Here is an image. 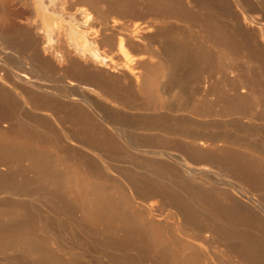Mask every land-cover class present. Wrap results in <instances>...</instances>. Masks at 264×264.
<instances>
[{
    "label": "bare ground",
    "instance_id": "6f19581e",
    "mask_svg": "<svg viewBox=\"0 0 264 264\" xmlns=\"http://www.w3.org/2000/svg\"><path fill=\"white\" fill-rule=\"evenodd\" d=\"M9 1L10 0H0V36H2L0 37V253L4 254L8 251L12 252L15 255L13 260L14 264H25V262H23L25 260L23 259H26V262L28 261L27 264H98V262L94 261L92 253H89L88 250L84 253L74 247H66L63 249L58 246V239L49 226L51 222L50 218L54 217L56 220L60 218L62 221V215L60 216V213L62 212L61 214L73 219L80 230L84 228L80 225L83 226V224H87L91 226V230H89L90 232H94V230H96L94 226L96 227L97 225H104V230L106 231H123L131 234V236H133L132 233L141 232L148 241L147 244L144 243L143 247L155 249L156 251H154V253L156 254L157 252L158 255H163V258H165L164 256L166 255V264H202L201 262L203 261L198 259L199 255L196 253L198 257H196V254V256H193L194 253L191 252V250L187 251L189 253L186 252V254L182 253L183 251H180L182 254H179V249L170 251L168 247L169 244L173 246L178 245L177 247L181 248L182 244H178L179 239L175 242L169 240V237L166 238L160 230L162 227H158V224H155L157 222L149 217L148 214L142 213L136 205L137 202L135 199L145 202L148 198L160 197L161 199H165L164 201L168 200L167 202H170L171 205L173 204V207L174 209H177L176 211L178 214L181 213L180 215H182L185 220L191 222H185L186 224L189 223L190 225H195L191 227H194L196 230V236L199 235L202 236L201 238L208 237L209 240L228 243V246L232 249V253H234V256L237 258L238 264H264V204H262V202L264 203V196L262 195V200L260 198L261 196L258 195L260 200L255 199L254 201L257 203L255 204L256 206L260 205L261 207L260 210L257 209L259 211L257 215L251 214L252 212L249 209L250 213H246L245 211L247 210L241 211L239 210L240 207L237 208L238 204L239 206L241 204L238 201V195H235L237 196V202H235L233 199L235 196L232 197L229 194L234 200L232 201V199H230V201L229 197L224 193L212 195L211 192L207 190L209 189L207 187V189H193V184L191 185L192 182L189 180L192 176L195 178L194 175H202L209 179L207 174H211V170L209 166H206L208 162H206L204 166L201 165L204 160H202V158H209L208 160H214L218 163V168L224 166L225 168L227 167L226 169L228 170L232 169L236 172V175L238 174V176L240 175L244 178L242 180H251V182L258 186V188L260 187L264 189V147L262 148L260 145V148L258 146L255 147V145L252 146L240 141V139L231 138L228 134L220 131L218 133L214 130V132L210 130H208L209 132H206L205 130L193 132L190 128L192 125H188L190 120L188 117L187 119L189 121L186 120V115L184 118L188 122L184 124L182 121L177 124L180 120H178L177 117V122L175 121L176 124L174 123V119L172 121L169 119V116L173 115L169 114L173 112L184 110L189 113L190 109L188 110V107H190L192 102L194 103V100L191 99L193 94L189 93L192 95L190 96L187 93L185 97L188 95L190 98L187 97L184 99L183 102L185 103L180 107L181 99L179 97L182 98V93L180 92L181 89L178 88L180 90H178L179 93L178 91H176V93L174 89L179 87V84L182 83L184 77L196 76V72L200 67L199 65L203 66L205 63L209 62V57L212 53H206L209 55V57H207L205 52H202L200 49L201 45L198 42L199 40L196 45H189L188 41L193 38L192 35L191 39L188 38V40L185 39L183 35V38L177 37V35L174 36L177 32L175 31L176 33H174L170 26L168 27L166 24V27H164V24H159L160 27L156 25L158 23L155 22L160 16H165V19L166 17L175 19L176 16L172 17L173 15H177L180 18L185 17V19L182 18L181 21L187 19L194 21V19H197L198 17L201 18L202 20L199 18L197 20H200L201 22L203 21V27H206H204L205 29L203 28V31L207 29V32L215 34V38H213L211 34L210 36L208 35V37H212L215 41V46H218L216 41H219L220 44L227 45V48L230 47L229 49H231L232 52L229 57L228 54L222 55L221 51V54L218 55L215 53V55L213 54V57L215 56L216 58L218 55V58H216L218 63H216L218 64L217 66L220 67L219 69L236 72L233 73L232 83L237 84L264 83L263 29L261 28L262 33L260 32V42L262 45L258 42L248 44L247 40H242L245 33L240 35L241 38L238 36L239 34H237L238 28L230 29L231 27L229 28V26L231 25L226 23L229 25L227 27L224 23V18L222 19L223 16L227 17V14H234L233 17H236L235 13L232 11L233 8L231 7L234 4L230 5L225 0H198L199 2L195 0L196 3H199L204 9L205 13L203 14L202 12L201 17L199 15L200 11L198 12L200 8L197 11L195 10L198 8L197 6V8L191 9L188 5L183 4L184 1L181 0H142L141 3L139 1L140 5L137 3V0H103L105 6L100 7V10L99 6H97L98 10L95 9L97 11V13L95 11V14H98V18L95 17V14H92V12H94L93 9L96 8V4H99L101 0H21L24 5H22V8L18 9H11ZM246 1V3L243 2L242 5L245 4L247 5L245 7L248 8L250 4L248 3V0ZM238 2L239 1L236 0L233 3L236 4V7L239 10L236 11L240 12L243 19L242 21H250L252 24V21L255 19L252 18L253 12L251 13L252 17L249 15L251 7L248 8V10L250 9L247 11L248 14H245L246 11L241 12L242 6L239 5ZM263 3H258L259 7H261L260 9L264 7ZM217 9L221 12H218ZM257 9L260 11L259 8ZM194 11L195 13L198 12L196 13L199 15L198 17H195L197 15L193 14ZM252 11L255 10L253 9ZM262 11L264 13V10ZM112 13H114V16L116 14L123 19L133 17L134 19L131 18L133 20L129 18L133 21V25L135 18L138 20L142 19V23L144 21L143 19L146 20V18H150L151 24L150 21H145V23L149 24V28L152 27L153 32L151 33L152 29L147 28V32L150 30V34L142 32L145 30L144 24L141 25L142 23H140V25L143 26L144 29L140 31L137 28V30H139L141 34L145 33L144 35H141L140 32L138 33L137 30L134 31H137L138 34H135V32L133 33L131 30L133 28L132 25L127 26L132 28H126L117 23L113 24L114 21L112 20L113 25L111 24L112 26H110V23H107L109 20H105L106 17H110ZM16 18H22L26 25H24L25 23H23V25L17 23L16 20L18 19ZM159 20L161 19L159 18ZM185 22L188 23L189 21L187 20ZM189 23L187 26H190V29H192L191 26L193 22L191 25ZM96 25H98V28ZM134 27H136V25ZM239 28H241V26H239ZM121 31H125L124 35L118 34ZM168 32L171 34L170 36H173L174 38L173 44H166V42H163L165 37L162 41L164 34L167 36ZM199 32L201 31H198V33ZM99 34H101V38H97ZM200 35H202V33ZM134 39L137 40L135 41ZM193 39L191 40L192 42L194 41ZM105 47L107 48V54L115 49L118 56H122V58L126 57L127 59L132 58V56L130 57V55H128L130 53L129 49L133 52L138 51V53L141 52L155 56L163 68L162 70L165 74L164 77H166V81H164L166 85L163 90L166 96H164L165 94H162V104L158 106L155 105L154 107L157 106L158 108L160 106L158 108L159 111L168 114L165 115V117L163 116L164 113L163 115L158 114L155 116H153V114V117L146 115L144 117L145 122L142 123V120H138L139 123H141L137 127V129H139L138 131H146V133L156 131L155 133H161V135L146 134L148 136L142 138H130L122 132L120 127H117L118 124L122 123L123 116L115 114L113 117L108 116L109 118H104V121L110 125L116 133H119L118 135L121 137L124 145L128 143L127 145L135 150V152L137 151L143 155L149 156V158H153V162L149 164L150 172L153 174V176L150 175L151 177L147 175L144 177L143 175L146 172H143V175L141 176H133L134 174H132V172V176L130 173L126 175L124 170H118L119 168L116 166L117 164L114 165V163H109V159L106 161L101 155L102 152L101 154L98 153V151L100 152L99 148L105 147V150L108 148V150L116 155L120 152L123 144L121 145L115 140L113 135L105 132L103 125L101 126V124H99L84 106L86 105L87 107L92 108L95 105L94 98L92 97L95 95L94 93H97L99 96L105 97L106 99L109 98L110 102L115 101V103L120 104H122L121 102L128 97L129 99L133 98L131 100L134 102V98L137 96V98H139L138 93H140L138 91H136V93L131 89L121 87L122 81L121 83L120 81L119 83L117 82L119 77L108 74V70L106 69V71L105 68H103L108 67L109 63L113 60L109 54L107 55L104 50L101 49ZM223 47L224 46L221 48ZM226 47L224 50H221L224 52L227 51L225 50L227 49ZM218 50H220V48ZM128 56L130 58H128ZM126 58H124L125 61L127 60ZM220 60H228L229 64L224 66L225 64H222ZM132 61L129 62H135V60ZM210 62L209 64H211ZM131 63H129V65H131ZM127 64L123 65L124 68L128 66ZM205 67L206 65L203 68ZM206 69L208 68H205V70ZM125 70L127 72L129 69ZM183 71L185 73H183ZM131 73L133 74L134 72L131 71ZM123 76L125 79L129 77L127 74H123ZM135 77L136 76H134V78ZM134 78H131V80ZM207 78L208 76L204 77V79ZM5 83H9L11 89L16 93V98H12L11 94L6 88H4ZM128 83L131 84V82ZM134 83H137L136 80H134ZM173 87L175 88L173 89ZM252 87L247 85L249 92L253 93V96H250L249 98L240 95L241 97L230 99L226 98L225 95H222L224 98L221 100V103H218V110L225 112L226 110H231L233 114H239L242 121L245 120L248 123L258 120L254 114L256 112H254L253 109L260 101L264 106V100L260 99V101H257V98L259 99L261 97L256 96L258 94L257 91L259 90H256L257 93L255 95V89ZM135 89H137V86ZM172 89L173 93L175 92V95L172 93ZM187 92L190 91L187 90ZM171 93L174 96L170 98V96H172ZM262 93L263 92L260 91L258 95H261ZM176 94H180L179 97H177ZM140 97L143 101L142 95ZM174 97L180 99L175 98L176 102H178L177 100L180 102L179 105L178 103L176 104L178 106L174 105L175 103L171 101L172 99L175 101ZM189 99H191L192 102H190ZM142 101L140 102L143 103ZM204 102H199L200 108L199 106L195 107L199 108L198 110L202 108V114H208L211 111L203 112V109H205L204 107H206V109L209 107L208 110H212L214 108L210 109V106L214 103L208 104L206 101V104ZM97 103H99V101ZM21 104L31 106L33 110L47 112L48 117L36 115L37 113L35 112V114L32 115H22L20 112L16 111L18 110L17 107ZM146 104L147 103L143 104L144 106L141 105V107H149V104L145 106ZM99 105H102V103ZM128 105H125L127 109H129ZM102 107L103 106H101V108ZM138 107L140 106L138 105ZM150 107L147 108V110H149ZM192 107L193 109H196L194 106ZM157 108H155L156 112ZM192 111L194 112V110ZM110 112L111 110L108 113ZM228 113H230V111H228ZM215 114L217 115V113ZM174 117L172 116V118ZM189 117L191 116L189 115ZM49 118L54 125L62 123V128L63 124H67L68 122V124L75 126L77 130H79L80 135L77 133L75 136H72L73 133L71 131L68 132L66 130L67 128L65 129L66 131L60 129L59 134L54 133L51 129ZM184 118L182 115V119ZM237 120L239 121V119ZM4 122H7L6 128H3ZM130 124L128 123L127 126L129 125L131 127L129 128L132 129ZM207 126L208 128L211 127L210 124H207ZM216 126L213 125V127ZM129 132L133 131L129 130ZM142 134H144V132H142ZM59 137H63L64 140L67 139V141L69 140L70 142L74 141L75 144H79L91 150L92 154L96 155L97 158H99V161H101V166L105 169V172L101 167V169H99V167L97 168V164H90L89 161L79 157V154L73 150L65 151L66 154L64 152L55 151L53 142L55 140H60ZM178 137L183 138L182 143L177 141ZM69 141L67 143H69ZM176 147L180 148L179 151H181V155L176 154L175 151L173 152ZM175 150L178 152L177 149ZM60 151L62 150L60 149ZM120 153L121 155L123 154L122 152ZM190 157H201V164L198 161L201 166L195 165L194 162H192L195 158L191 159ZM155 159H158L159 161L155 162ZM166 159L179 166V170L182 172L181 175L183 174L184 176L182 177L180 175L184 178L183 180L176 181L179 178V174L178 178L176 176L177 169L175 170L176 167L174 168L171 165H166L164 162ZM189 160H191L192 163ZM216 162H214L215 165ZM210 163L212 162L210 161ZM216 167L214 166L213 168L212 166L211 168L215 169ZM224 167L222 169H224ZM218 168L217 170H219ZM221 168L220 170H222ZM100 170H103L104 174L108 172L106 175H109V172L114 170L121 179H118L117 182L115 181L117 179L116 177L115 180H112L113 176L110 177L112 179L108 178V176L105 178L106 175L101 177L100 173L102 171L100 172ZM151 170H153V172ZM122 171L125 172V174L122 173ZM227 172L228 171L224 174L229 173ZM231 174L232 173L230 172L228 179L231 177ZM232 177L234 178L233 175ZM196 178L198 177L196 176ZM211 180L213 181V179ZM206 183L208 182L206 181ZM246 183L244 186H246ZM228 184L229 183L226 184L227 187ZM250 184L251 183L249 182L248 185ZM213 185L210 186L213 187ZM41 188L43 190L51 191L50 193L58 191L60 197H54V194H51L54 198H50V195L49 198L48 196L42 197L46 199V203H38L35 200L38 198L36 197V192H39V195L41 196L43 194L46 195L45 192L43 193L42 190L40 191ZM239 188L244 190L240 185ZM215 189L213 191H215ZM262 189L260 192L263 191ZM217 190H220V188L216 189V191ZM222 190H224V188L220 191ZM226 192L227 191L225 190V193ZM235 192L233 191V193ZM238 192L243 196L245 195L244 193L242 194L241 191ZM227 200L230 202L227 203ZM234 202L238 204L236 205ZM242 203H244V201ZM198 205L201 206V210H199V208L196 209ZM69 208H73L75 212L72 213L73 210L70 211ZM242 208L244 207H241L240 209ZM254 208L255 207H253V209ZM50 209L54 210V212H51ZM55 209L63 210L59 213L58 211H55ZM74 213H76L75 215L77 216V219H74ZM69 220L65 222L68 223ZM61 221L60 224L64 223V220L63 222ZM69 225H72V223ZM72 227L74 226L72 225ZM98 231L99 230H97V232ZM74 233L71 234L75 235ZM205 233H208V236H204ZM124 238L133 239L134 237L128 238V236L125 235ZM197 239V241H200V237ZM203 240L201 239V241ZM93 244L95 243L93 242ZM51 246H54L55 248L59 247L57 248L59 252L56 250H49V247ZM98 246L100 249L101 246ZM224 250L225 249L223 248V251ZM114 253L115 252H113V254ZM154 253L153 257L155 256ZM161 256H159L160 261L162 258ZM155 257L158 258L157 254ZM96 258L98 259V257ZM101 258H103V256ZM106 260L107 261L103 264H123V262L120 263L119 261L113 260L111 257L110 259H107L106 257ZM13 261L10 260V262ZM137 264H141V262Z\"/></svg>",
    "mask_w": 264,
    "mask_h": 264
},
{
    "label": "rangeland",
    "instance_id": "374dc122",
    "mask_svg": "<svg viewBox=\"0 0 264 264\" xmlns=\"http://www.w3.org/2000/svg\"><path fill=\"white\" fill-rule=\"evenodd\" d=\"M139 1H140V3L142 2V0H137V3H139ZM181 1H184L183 2V4H186V5H188L191 9H195V8H197V9H195L196 11L200 8V10H198V12H199V15H200V17H201V14H202V12H203V14L205 13L204 12V9L199 5V3H196V1L195 0H181ZM198 1V0H197ZM226 2H228L230 5L232 4H234L233 6H231L233 9H235V10H233L232 8V11L235 13V18L233 17L234 16V14H227V17L226 16H223L222 17V19L224 18V23L226 24H230L231 26H229V25H227V27L229 26V28L230 29H232V28H238L237 30V34H239L238 36H240V35H243V33H245V35H243V38H242V40H244V41H246L247 40V42H248V44L250 43V44H253V43H256V42H258V43H260L261 44V42H260V39H261V37H260V35H261V33H262V29H263V31H264V13H263V11L262 10H264V7H262V9H260L261 7H259V4L260 3H263L264 2V0H255V1H252V0H248V3L250 4V6L249 7H251L250 9H251V12L248 10V8H246L245 6H247V5H242L243 4V2H245L246 0H238L239 2V5H241L242 6V8H241V12H245V14L247 13V11H249V15L251 16V13H252V18H254L255 20L254 21H252V24H251V22L250 21H247V22H243L242 20V16H241V14H240V12H238L239 10H238V8L236 7V4L235 3H233V2H235V1H232V0H225ZM199 2V1H198ZM232 2V3H231ZM247 2V1H246ZM245 2V3H246ZM140 3H139V5H140ZM255 3H257V4H255ZM259 3V4H258ZM100 4V5H99ZM97 3L96 4V8H94L93 10H94V12H92V14H95V11L96 10H98L97 8V6H99V10H100V7H104L105 5V3H104V1L103 0H101L100 1V3ZM9 5H10V8L11 9H18V8H22L23 6L22 5H24L22 2H21V0H10L9 1ZM185 5V6H186ZM194 5H195V7H194ZM257 5V6H256ZM82 6H85V5H82ZM95 6V5H94ZM93 6V7H94ZM188 6H186V7H188ZM197 6V7H196ZM244 6V7H243ZM263 6H264V3H263ZM188 7V8H189ZM189 8V9H190ZM202 8V9H201ZM255 10V11H252L253 9ZM257 8H259V10L260 11H258V9ZM96 9V10H95ZM236 10H238V11H236ZM244 10V11H243ZM191 11H193V10H191ZM217 11L218 12H221L219 9H217ZM198 12H196V13H198ZM232 12V13H233ZM238 12V13H237ZM96 13H97V11H96ZM195 13V11L193 12V14H195V15H197ZM248 14V13H247ZM97 15V16H96ZM113 15V16H112ZM199 15H197V16H195V17H198ZM256 15V16H255ZM95 17H97L98 18V14H95L94 15ZM174 16H176V18L174 19H172L171 17H168V18H171V19H168L167 17H166V19L164 18L165 16H160V17H158L157 19V21L155 22V23H158V24H156V25H158V26H160L161 24H164V27H166V24H167V26L169 27L170 26V28H172L173 29V31H174V33H176V34H174V36L175 35H177V37H182V35H183V37H185V39H187L188 40V38H190L191 39V35H192V37L194 38H192L194 41V43L191 41V40H189L188 42H189V45H196L197 44V41L199 42V44L201 45L200 46V49L202 50V52H205V54L206 53H212L211 55H210V57H209V55L208 54H206L207 55V57H209L210 58V63L211 64H209V62H207V63H205L203 66L202 65H199L200 67H199V69H198V71L196 72V76H193V77H184V80H182V83L181 84H179V87H177V88H175V87H173V89L175 90V92L176 91H178L179 89L178 88H180L181 89V93L183 94H181V96H182V98L181 97H179V95L178 94H176L177 95V97H179L180 99H181V103L179 102V98H176V97H174V99L176 98V99H179V100H177L178 102H176V99H175V101L172 99L171 101H173L175 104L174 105H176L177 103H178V105H179V103L181 104V105H179L180 107H182V104L183 103H185V102H183L184 101V99H186L187 97L188 98H190V96H192L191 94H193V96L191 97V99L192 100H194V103L192 102V100L191 99H189L190 100V102H192L191 103V105H190V107H188V110H189V113H187V112H185L184 110L182 111H177V112H173V113H171V114H169V115H172L174 118H172V116H169V119H171V121L174 119V123H175V121H176V119L178 118V122H177V124H179V122L180 121H182V123L184 124V123H186V122H188L189 120V124L188 125H192V126H190V128L193 130V132H199V131H201V130H205L206 132H209L208 130H210V131H212V132H214V131H217V133L220 131V132H223V133H226V134H228L231 138H235V139H240V141H242V142H245V143H248V144H250V145H252V146H254L255 145V147H259V145H260V147H264V106H263V103L260 101V99L261 100H264V89H262V88H264V83H232V78H233V73H236V72H229L228 70H226V69H219L220 67H218L217 65V59L216 58H218L217 56L219 55V54H221V52H222V55H227L228 54V57H229V55H231V49H229L230 47H226L227 45H223V44H220V42L218 41H216V44H218V46H215V41L213 40V38H215L214 37V35L215 34H213V33H210V32H207L208 30L206 29L205 31H203V28L205 27H203V21L201 22L200 20H197V19H194V21H190L189 19H187L189 22V24L191 25L192 24V22H193V24H192V29H190V26L188 27L187 26V22H185V21H187V20H183V21H181L182 20V18H184L185 19V17H182V18H180V17H178L177 15H173L172 17H174ZM241 16V17H240ZM178 17V18H177ZM238 17H239V19H238ZM131 18H133V17H127V18H120V16H118V15H116L115 14V16H114V13H112L111 14V16L109 17V16H107L106 17V20L105 21H107V19L109 20V22H107L110 26H112L113 24H118V25H121V26H125L126 28H132V27H127V26H129V25H132L133 26V28H135V29H131L132 31H133V33L135 32V34L137 33V31H138V33L141 31V30H143L144 28H143V26H141V25H143L144 24V27H145V30L144 31H142V32H145L146 34L147 33H149L150 32V30H148V32H147V29H152V27H148L149 26V24H146L145 23V21H150L151 19L150 18H146V20L145 19H143L144 21H143V23L141 22L142 21V19L141 20H138V19H136L135 18V21H134V25H133V21H131V20H133V19H130ZM159 18L161 19V20H159ZM164 20H163V19ZM258 18V19H257ZM16 19H18V18H16ZM15 19V20H16ZM130 20V21H128V20ZM168 19V20H167ZM178 19V20H177ZM180 19V20H179ZM199 19H201V18H199ZM228 19V20H227ZM238 19V20H237ZM114 22H113V21ZM196 20V21H195ZM202 20V19H201ZM258 20V21H257ZM19 21H22V22H19ZM111 21V22H110ZM127 21H128V23H127ZM200 21V22H199ZM227 21V22H226ZM16 22L17 23H19V24H21V25H23V23H25L24 22V20L22 19V18H19L18 20H16ZM112 22H113V24H112ZM126 22V23H125ZM138 22H139V24H138ZM161 22V23H160ZM163 22V23H162ZM196 22H198V23H195ZM229 22V23H228ZM253 22H255V23H253ZM258 22V23H257ZM140 23H142L141 25H140ZM186 23V24H185ZM248 23V24H247ZM257 23V24H256ZM260 23V24H259ZM112 24V25H111ZM138 24V25H137ZM150 24H151V21H150ZM160 24V25H159ZM233 24V25H232ZM24 25H26V23L24 24ZM136 25V27H134ZM147 27H146V26ZM202 25V26H201ZM235 25H236V27H235ZM237 25H238V27H237ZM194 26V27H193ZM233 26V27H232ZM239 26H241V28H243V29H241V28H239ZM96 27L98 28V25H96ZM124 27V28H125ZM142 27V28H141ZM161 27V26H160ZM162 27H163V25H162ZM187 27V28H186ZM137 28L140 30H137ZM147 28V29H146ZM193 28H194V30H193ZM197 28V29H196ZM201 28H202V30H201ZM206 28V27H205ZM204 28V29H205ZM262 28V29H261ZM1 29V28H0ZM191 31H189V30ZM130 30V29H129ZM134 30H137V31H134ZM187 30V31H186ZM196 30V31H195ZM201 31V32H199L198 33V31ZM243 32H242V31ZM176 31V32H175ZM193 31H195V32H193ZM0 32H1V30H0ZM153 32V29L151 30V33ZM180 34H179V33ZM184 32H186V33H184ZM197 32V33H196ZM203 32H204V34H203ZM242 32V33H241ZM261 32V33H260ZM101 33V32H100ZM124 33H125V31H121L120 33H118L119 35H124ZM137 33V34H138ZM145 33H142L141 34V32H140V34L141 35H144ZM189 33V34H188ZM202 33V35H200ZM208 33V34H207ZM1 34V33H0ZM139 34V35H140ZM150 34V33H149ZM186 36H185V35ZM210 34L212 35V37H208V35L210 36ZM247 34V35H246ZM103 35V34H102ZM168 35H169V37H168ZM168 35L167 36H165V34H164V36H163V38H162V41L164 40V37H165V40L163 41V42H166V44H173L174 43V38H173V36L171 37L170 35V33L168 32ZM179 35V36H178ZM194 35H195V37H194ZM200 35V36H199ZM205 37H204V36ZM259 35V36H258ZM62 36H63V34H62ZM101 36V34H99L98 35V37L97 38H101L100 37ZM188 36H190V37H188ZM202 36V37H201ZM207 36V37H206ZM0 37H2V36H0ZM182 37V38H183ZM200 37V38H199ZM204 37V38H203ZM135 38V37H134ZM199 38V39H198ZM212 38V39H211ZM0 40H1V38H0ZM135 41L137 40V39H134ZM179 40V39H178ZM212 40H213V42H212ZM254 40V41H253ZM168 41H169V43H168ZM171 41V42H170ZM192 43H191V42ZM212 43H213V45H212ZM224 46L223 48H221L222 46ZM262 45V44H261ZM220 46V47H219ZM220 48V50H218L219 48ZM227 48V49H225V50H227V51H223L224 50V48ZM194 48V47H193ZM264 48V47H263ZM101 49H103L104 50V52L107 54V48L105 47V48H101ZM106 49V50H105ZM221 49H223V50H221ZM216 50V51H215ZM221 51V52H220ZM129 54L128 55H130V57L132 56V58L131 59H127L126 57H123L122 58V56H118L117 54V52H116V50L114 49V51H111V52H109L108 54L110 55V57H112V59L114 60H112V62H110L109 63V68L108 67H103V68H105V70L107 71V73L108 74H111V75H115V76H118L119 78H118V80H117V82L119 83V81H120V83H121V81H122V83H121V87H124V88H126V89H131L132 91H138V92H140V93H138L139 94V98H140V101H142V99H141V95H142V98H143V103H141L140 101H139V98H134L135 100H134V102L131 100V99H133V98H130L129 99V97L128 98H126V100H124V101H122L121 103L122 104H129L128 106V108L129 109H127V107L125 106V105H122V104H120V103H115V101H109L110 99L108 98V99H106L105 97H102V96H99L97 93H94L95 95L94 96H92L94 99V101H95V105L92 107V108H89V107H87L86 105L84 106L85 107V109L88 111V112H90L92 115H93V117L99 122V124H101V126L103 125V129L105 130V132H107V133H110L111 135H113V137H115V140L116 141H118L121 145L123 144V146H121V150H120V152H122L123 154L121 155V153L120 152H118L116 155L112 152V151H110V150H108V148H106V150H105V147H102V148H99L100 149V152L98 151V153H100L101 154V152H102V156H103V158L107 161L108 159V162L109 163H114V165H116L119 169L118 170H124L125 172H126V175H128L129 173H130V175L132 176V174H134L133 176H141V175H143V172H146V173H144V177L147 175V176H150V175H152L153 176V174H151V172H150V168H149V164L151 163V162H153V158L152 157H150L149 158V156H146V155H143V154H141V153H139V152H135V150H133L132 148H130L129 147V145H127V144H125L124 145V143H122V140H121V137L118 135L119 133L117 132H115V130L114 129H112L111 128V126L110 125H108L105 121H104V118L106 117H108V116H111V117H113V115H120V116H123L122 118H123V121H122V125L124 126H122L121 124H118L117 125V127H120L121 128V130H122V132L125 134V135H127V136H129L130 138H136V139H138V138H142V137H145V136H148V135H146V134H149V135H153V134H158V133H155L154 131H152L151 133H146V131H138L139 129H137V127H138V125L142 122H145L144 121V117L147 115V116H149V117H153V116H155V115H163V113H164V117H165V115H167V114H165V112H162L161 113V111H159V107L157 108V106L158 105H160V104H162V98H163V95L162 94H165L164 93V87H165V85H166V83L164 82V81H166V77H164L165 76V74H164V71L162 70L163 68H162V66H161V63L158 61V59L155 57V56H151V55H149V54H145V53H141V52H139V53H141V54H139L138 53V51H131L130 49H129ZM214 52V53H213ZM220 52V53H219ZM215 53L216 54H218L217 56H216V58H215V56L213 57V54L215 55ZM107 54V55H108ZM129 56H128V58H130ZM124 58H126L127 60V63L129 62V61H132L133 59L135 60V62H133V63H131V62H129V63H131V65H129V63L127 64L126 63V61L124 60ZM215 58V59H214ZM212 59V60H211ZM221 62H222V64L224 63L225 65L224 66H226V65H228L229 64V62H228V60H226V61H224V60H220ZM213 62H215V63H213ZM217 62V63H216ZM111 63H114V64H111ZM111 64V65H110ZM128 65V66H126L125 68H124V66L123 65ZM215 64H216V67H215ZM206 65V67L205 68H208V69H206L205 70V68H203L204 66ZM211 65V66H210ZM223 66V67H224ZM127 67H130V68H127ZM155 67H156V69H155ZM202 67V68H201ZM218 67V68H217ZM201 68V69H200ZM211 68V69H210ZM125 69H131L130 71L129 70H127V72H126V70ZM125 70V71H124ZM158 70V71H157ZM131 71L132 72H134L133 74L131 73ZM163 71V72H162ZM227 71V72H226ZM182 72V71H181ZM223 72V73H222ZM122 73V74H121ZM183 73H185L184 71H183ZM183 73H181V74H183ZM123 74H127L129 77H127L126 79L127 80H129V81H127L125 78H124V76H123ZM129 74H131V75H129ZM164 74V75H163ZM121 77H120V76ZM134 76H136L135 78H134ZM208 76V78L207 79H204V77H207ZM131 78H134V79H132L131 80ZM125 80H126V82H125ZM134 80H136V82L137 83H134ZM140 83H139V82ZM125 82V83H124ZM128 82H131V84L130 83H128ZM231 82V83H230ZM125 85H124V84ZM133 83V84H132ZM127 85V86H126ZM182 85V86H181ZM239 85V86H238ZM247 85L248 86H254V87H252L253 89H255L254 91V93H255V95H256V93L258 92V94H259V92L261 91V92H263L261 95H256L257 97L259 96H261L259 99L257 98V101H260L259 102V104L253 109L254 110V112H256V113H254L255 114V116L257 117V119L258 120H256V121H252V123H248L247 121H245V120H241V116L239 115V114H233L232 112H231V110H228V111H230V113H228V111L226 110V112L225 111H220V110H218V103H221V100H223V98H224V96H222V95H225L226 96V98H234V97H243V96H245V97H247V98H249L250 96H253V93H250L249 92V90H248V88H247ZM30 86V85H29ZM136 86H137V89H135L136 88ZM257 86V87H256ZM259 86V87H258ZM135 87V88H134ZM4 88H6L7 89V91L11 94V96H12V98H16V93L11 89V87H10V85H9V83H5L4 84ZM139 88V89H138ZM173 89H172V93H173ZM162 90V91H161ZM187 90L188 91H190V92H187ZM256 90H259V91H257L256 92ZM179 91H178V93H179ZM186 93H185V92ZM134 92V93H135ZM163 92V93H162ZM174 92V93H175ZM137 93V92H136ZM171 93V95L172 96H170V98L171 97H173L174 95ZM177 93V92H176ZM188 93V95H190V96H186L185 97V95ZM189 93H191V94H189ZM221 93H223V94H221ZM237 93V94H236ZM141 94V95H140ZM221 94V95H220ZM248 94H250V95H248ZM239 95V96H238ZM241 95V96H240ZM164 96H166V94L164 95ZM101 97V98H100ZM184 97V98H183ZM104 98V99H103ZM222 98V99H221ZM263 98V99H262ZM95 99H97V100H95ZM201 99H203V100H201ZM235 99V98H234ZM106 100H108V101H106ZM200 100V101H199ZM204 100H205V102H204ZM99 101V103H97ZM139 101V102H138ZM208 102V104H213L212 106H210V109L211 108H214V109H212V110H208L209 109V107L206 109V107H204L205 109H203L204 111L203 112H209V111H211V112H209L208 114H206V113H204V114H202V108L200 109V110H198L199 108H200V103L201 102H204V103H206L207 104V102ZM217 101H219V102H217ZM117 102V101H116ZM124 102V103H123ZM136 102H138V103H136ZM200 102V103H199ZM217 102V103H216ZM100 103H102V105H99ZM108 103H110V104H108ZM136 105H135V104ZM140 103H141V105L142 106H144L143 104H145V103H147L145 106H147L148 104H149V107L151 106H153L152 108L150 107V109L149 110H147V108H149L148 106H147V108H142L141 107V105H140ZM197 103H198V105H197ZM118 104V105H117ZM131 104V105H130ZM132 104H134V105H132ZM193 104V105H192ZM110 105V106H109ZM116 105V106H115ZM122 105V106H121ZM138 105L140 106V107H138ZM155 105H157L156 107H154ZM178 105H176V106H178ZM101 106H103L102 108L104 109H102L101 108ZM124 106V107H123ZM134 106V107H133ZM192 106H194V108H196V109H193V107ZM195 106H199V108H197V107H195ZM98 107V108H97ZM108 107V108H107ZM114 107H116V108H114ZM120 107V108H119ZM122 107V108H121ZM136 107H137V109H136ZM217 107V108H216ZM154 108V109H153ZM155 108H157V112L155 111L156 109ZM184 108V107H183ZM17 109L18 110H16L17 112H20L22 115H26V114H28V115H32V114H35V113H37L36 115H39V116H41V115H43V117H48L47 116V112H42V111H39V110H33L32 108H31V106H27V105H19V107H17ZM31 109V110H30ZM109 109V110H108ZM114 109V110H113ZM120 109V110H119ZM185 109V108H184ZM33 110V111H32ZM108 110V111H107ZM111 110V112H113V113H108L109 111ZM119 110V111H118ZM123 110V111H122ZM192 110H194V112L192 111ZM198 112H197V111ZM106 111V112H105ZM137 111H139V112H137ZM143 111V112H142ZM190 111H191V113H190ZM199 111H200V113H199ZM35 112V113H34ZM128 112V113H127ZM133 112H134V114H133ZM136 112V113H135ZM142 113V115H141V113ZM150 112V113H149ZM185 112V113H184ZM217 113V115L215 114V113ZM132 113V114H131ZM157 113V114H156ZM194 115H193V114ZM233 115H232V114ZM124 114V115H123ZM137 114H138V117H137ZM154 114V115H153ZM198 114V115H197ZM46 115V116H45ZM153 115V116H152ZM182 115H183V118H184V116L186 117V120H188L187 119V117L189 118V120L188 121H186L185 120V118L184 119H182ZM189 115L191 116V117H189ZM200 115V116H199ZM135 116H136V118H135ZM168 116H166V117H168ZM128 117V118H127ZM162 117V116H161ZM177 117V118H176ZM237 117V118H236ZM109 118V117H108ZM130 118V119H129ZM139 118V119H138ZM236 118V119H235ZM99 119V120H98ZM127 119V120H126ZM168 119V118H167ZM237 119H239V121L237 120ZM132 121V122H129V121ZM141 121L140 123H139V121ZM49 121H50V118H49ZM101 121V122H100ZM128 121V122H127ZM138 121V122H137ZM184 121V122H183ZM51 122V129H52V131H54V133H56V134H59L60 133V129H62V130H64V131H68V132H72L73 133V135L72 136H75V134H79L80 135V132H79V130H77V128L75 127V126H72V125H70V124H68V122H67V124L66 123H64L65 124V128H64V124H63V128H62V123L60 124H58L59 125V127H58V125H54L53 123H52V120L50 121ZM195 124V125H197L198 127H200V128H198L197 126H195L193 123ZM130 124L131 126H132V129H130L131 127L128 125L127 126V124ZM181 123V122H180ZM192 123V124H191ZM133 124V125H132ZM135 124V125H134ZM176 124V123H175ZM174 124V125H175ZM200 124V125H199ZM207 124H210V126L213 128H208V126H207ZM70 127H69V126ZM213 125L214 126H216V127H213ZM126 126V127H125ZM176 126H179V125H176ZM7 127V122H4L3 123V128H6ZM61 127V128H60ZM110 127V128H109ZM130 127V128H129ZM196 129H195V128ZM67 128V129H66ZM125 128V129H124ZM66 129V130H65ZM69 129V130H68ZM127 129V130H126ZM130 131H133V132H129V130ZM190 129V130H191ZM194 129H195V131H194ZM207 129V130H206ZM214 130V131H213ZM137 131V132H136ZM127 132V133H126ZM139 132H141V133H139ZM142 132H144V134H142ZM116 134V135H115ZM139 134H141V135H139ZM163 134V133H162ZM137 135H139V136H137ZM158 135H161V133H159ZM77 137V136H76ZM120 137V138H119ZM177 137V136H176ZM60 138V140H55L54 142H53V144H54V150L55 151H59V152H64L65 153V151H68V150H70V151H75L76 153H78L79 154V157H81V158H83V159H85L86 161H89L90 162V164H93V165H96V167L98 168L99 167V169H103L104 170V172H105V169L101 166V161H99V158H97V156L96 155H93L92 154V151L91 150H89L88 148H86V147H83V146H81V145H79V144H75V142L74 141H69V143H67L68 141H67V139H65L64 140V138L62 137H59ZM118 140H117V139ZM180 137H178V139H177V141L179 142V143H182V141H183V138H180ZM120 140V141H119ZM263 143V144H262ZM263 145V146H262ZM62 146V147H61ZM125 146V147H124ZM83 147V148H82ZM259 147V148H260ZM124 148V149H123ZM127 148V149H126ZM165 148V147H164ZM60 149L62 150V151H60ZM96 149H98V148H96ZM110 149V148H109ZM166 149H168V148H166ZM175 149H177L178 150V152L175 150ZM108 150V151H107ZM124 150V151H123ZM128 150V151H127ZM173 150V149H172ZM180 150V148L179 147H176V148H174V150H173V152L175 151V153L176 154H179V155H181V151H179ZM89 151V152H88ZM52 152V151H51ZM125 152V153H124ZM126 152H127V154H126ZM180 152V153H179ZM66 154V153H65ZM182 154H183V152H182ZM68 155V154H67ZM73 156V155H72ZM117 156V157H116ZM118 156H120V157H118ZM123 156V157H122ZM107 157V158H106ZM87 158H88V160H87ZM191 159H193V158H195L194 160H192V162H194V164L195 165H198V166H204L205 165V163L206 162H208L207 164H206V166H209L210 167V170H211V174L209 173V175L207 174V176L209 177V179L211 180V179H213V181L211 180H209V179H207L206 177H204V176H200V175H194V177L195 178H193V176L189 179L190 180V182H192L191 183V185H192V187H193V189L194 188H196V189H207V188H209V189H207L208 191H210L211 192V194L212 195H218L219 193H224V194H226L228 197H229V200L230 199H232V197H234L235 195H238V201H239V203H241L240 204V206H239V204H238V206H237V208L238 207H244V208H242V209H240L239 208V210H247V211H245L246 213L247 212H249V210L252 212L251 214H258L259 213V211L258 210H260V205H258V206H256L255 204H257L256 202H254L255 201V199L256 200H260L259 199V196L258 195H260L261 197V199H262V197L264 196V189H262V188H258V186H256L254 183H252L251 182V180H248V179H245V180H242V179H244V178H242L240 175L238 176V174L236 175V172L235 171H233L232 169H230V170H228V169H226L224 166V169H222L221 167H219L218 168V163L216 162V161H214V160H208L209 158H202V160H203V163L201 164L200 163V161H201V157L199 158V157H190ZM198 158V159H197ZM207 159V160H206ZM149 160H151V161H149ZM156 160V161H155ZM154 161L155 162H158L159 160L158 159H155ZM167 160V161H166ZM166 160H164V162H165V164L166 165H171L172 167H176L175 168V170H176V176H177V178H178V174H179V178L176 180V181H180V180H183L184 178H182V177H184L183 176V174L181 175V170H179V166H177L176 164H174V163H172L171 161H168V159H166ZM111 161V162H110ZM190 162H191V160H189ZM198 161H199V163L201 164V165H199V163H198ZM210 161L212 162V163H210ZM191 162V163H192ZM214 162H216V165H215V163ZM106 163V162H105ZM104 163V164H105ZM119 164V165H118ZM144 164V165H143ZM145 164H146V166H145ZM209 164V165H208ZM264 164V163H263ZM135 165V166H134ZM211 165V166H210ZM132 166V167H131ZM213 166V168H214V166L216 167L215 169H212L211 167ZM220 166V165H219ZM101 167V168H100ZM217 168L219 169V170H217ZM220 168L222 169V170H220ZM98 170V169H97ZM103 170H100V176L101 177H103V175L105 176L106 175V173H108V172H106L105 174H104V172H103ZM142 172H141V171ZM212 170H213V172H212ZM99 171V170H98ZM129 171V172H128ZM152 172H153V170H151ZM222 171H225V172H222ZM226 171H228L229 173L231 172L232 174H231V179L229 180L228 179V175H229V173L228 174H224V173H226ZM125 172H123L122 171V173H124L125 174ZM128 172V173H127ZM131 172H132V174H131ZM141 172V173H140ZM147 172H148V174H147ZM180 172V173H179ZM221 172V173H220ZM219 173H220V175H219ZM223 173V174H222ZM234 173V174H233ZM102 174V175H101ZM138 174V175H137ZM222 174V175H221ZM182 177H181V176ZM232 175L234 176V178H236V179H234L233 177H232ZM108 176V178H110V177H112V178H110V179H112V180H115L116 178V180L115 181H117L118 182V179H121L120 178V176L117 174V172H114V170H111L110 172H109V175L107 174L106 176H105V178ZM196 176L198 177V178H196ZM221 176V177H220ZM225 176V177H224ZM230 176V175H229ZM238 177V179H237V177ZM116 177V178H115ZM151 177V176H150ZM181 177V178H180ZM223 177H224V179H223ZM241 177V178H240ZM219 178H220V181H219ZM227 178V179H226ZM232 178H233V180H232ZM201 179H203V180H201ZM18 180H19V178H18ZM223 180V181H222ZM227 180V181H226ZM247 180V181H246ZM206 181L209 183V185H208V183H206ZM217 181V182H216ZM230 181V182H229ZM234 181V182H233ZM221 184H220V183ZM237 182V183H236ZM239 182H242V183H239ZM247 182V183H246ZM249 182L251 183L250 185H248L249 184ZM216 183V184H215ZM223 183V184H222ZM227 183H229L228 184V187H227ZM233 183V184H232ZM244 183V184H243ZM245 183H246V186H247V188H246V186H244L245 185ZM214 184V185H213ZM219 184V185H218ZM236 184H238V185H236ZM195 185V186H194ZM213 185V187H211V186ZM216 185H218V186H216ZM231 185V186H230ZM239 185H240V187L243 189L244 188V190H241L240 188H239ZM254 185V186H253ZM197 186V187H196ZM204 186H205V188H204ZM214 186H215V188L216 189H219L220 188V190L221 189H223L224 188V190H222V191H220V190H217L216 191V189L214 188ZM223 186V187H222ZM236 186V187H235ZM258 188H256V187ZM207 187V188H206ZM226 188H228V189H226ZM36 189V188H35ZM34 189V190H35ZM215 189V191H213ZM241 191L242 192V194L244 193L245 195L243 196V195H241L238 191ZM253 189H255V190H253ZM263 190V191H261L260 192V190ZM43 191V193L45 192V194L46 195H39V192H36L37 194H36V197H38V198H36L35 200L38 202V203H41V204H44V203H46V199H44V198H42V197H47L48 196V198L50 197V198H52L53 196V194H54V197H60V194H59V192L58 191H56L55 193L54 192H52V193H50L51 191H49V190H43L42 188L40 189V191ZM212 190V191H211ZM225 190L227 191L226 193H225ZM231 190V191H230ZM257 190V191H256ZM233 191L235 192V193H233ZM50 193V194H49ZM247 193H251L250 195L249 194H247ZM52 194V195H51ZM232 196H230V195ZM241 195V197H240V195ZM50 195V196H49ZM255 197H254V196ZM263 195V196H262ZM242 196H243V198H242ZM246 196V197H245ZM252 196V197H251ZM257 196H258V198H257ZM53 197V198H54ZM237 196H235V198H233L234 200H235V202H237L236 200H237V198H236ZM244 197H245V199H244ZM241 198V199H240ZM254 198V199H253ZM42 199H44V200H42ZM232 199V201H234ZM244 199V200H243ZM250 199V200H249ZM251 199H252V202L254 203H252L251 202ZM263 199H264V197H263ZM262 199V200H263ZM136 200V205L139 207V209L142 211V213H144V214H148L149 215V217H151L153 220H155L157 223H155V224H158V227H162V229H160L161 231H162V233H163V235L164 236H166V238H168L169 240H173V241H175V242H177L178 240L177 239H179V243L178 244H182V246H181V248H178L177 246H173V245H171V244H169V250L171 251V250H176V249H179V254H182V253H185L186 254V252L187 251H190L191 250V252H193L194 254H193V256H196L197 254L199 255V257H198V255L196 256V257H198V259L201 261H203V262H201L202 264H238V262H237V258L234 256V253H232V249L228 246V243H225V242H216V240H209L208 239V237H203V238H201L202 236H196L197 235V232H196V230L194 229V227H191V226H195L194 224H192V225H190L189 223L188 224H186L187 222H190L189 220L187 221V220H185L184 219V217H182V215H180L181 213H179L178 214V212L176 211L177 209H174V207H173V204L171 205L170 204V202H167L168 200H166V201H164L165 199H161L160 197H151V198H148L145 202H142L141 200H139V199H135ZM248 200H249V202H248ZM231 201V200H230ZM230 201H228L227 200V203H229ZM241 201V202H240ZM244 201V203H246V204H244V203H242ZM234 202V203H235ZM236 204V203H235ZM236 204V205H237ZM248 204H250V205H248ZM262 204H264L263 202H262ZM253 207H255L254 209H258L257 211L256 210H254L253 209ZM199 208V210H201L200 208H201V206L200 205H198L197 207H196V209H198ZM70 209V211H72V213L73 212H75L74 211V209L72 208H69ZM249 209V210H248ZM51 210V212H54V210H52V209H50ZM63 209H61V210H57V209H55V211H58L59 213H60V211H62ZM244 212V211H243ZM62 213V212H61ZM60 213V216L62 217V221H61V219L59 220V219H57V220H59V221H57L56 220V218H50V226H49V228L52 230V231H54V233H55V235H56V237H57V241H58V246L61 248H66V247H74L75 249H78L79 251H82V252H86V250H88L89 251V253H92V255H93V259H94V261H96V262H98V264H103V263H105L107 260H106V257H107V259L109 258L110 259V257L113 259V260H116V261H119L120 263L121 262H123V264H137V263H139V262H141V264H166L167 263V260H165L166 258H167V256L165 255L164 257L165 258H163L160 254L158 255V253L156 252V254H157V257L158 258H156L155 256H156V254L154 253V251H156L155 249H148V248H146V247H143V245H144V243L145 244H147L148 243V241L146 240V237L144 236V235H142L141 234V232H135V233H132V235L133 236H131V234H129V233H126V232H123V231H106V230H104V228H105V226L104 225H97L96 227L94 226V228H96V230H94V232H90L89 230H91V226H89V225H87V224H83V226L82 225H80L83 229L82 230H80V229H78V227L76 226V224H75V221L73 220V219H71L70 217H67L66 215H63V214H61ZM250 213V212H249ZM76 213H74L73 214V217H74V219H77V216L75 215ZM64 216H66L65 218H63ZM76 217V218H75ZM68 218V219H67ZM190 218V217H189ZM70 219V220H69ZM187 219V218H186ZM190 219H192V218H190ZM63 220H64V223H61L60 224V221L61 222H63ZM67 220H69V222L67 223V222H65V221H67ZM56 221V222H55ZM186 222V223H185ZM193 222V221H192ZM57 223V224H56ZM59 223V224H58ZM72 223V225L74 226V227H72V225H69V224H71ZM191 223V222H190ZM68 224V225H67ZM160 224V225H159ZM55 225V226H54ZM57 225V226H56ZM61 226V227H60ZM189 226V227H188ZM77 228V230H76V228ZM86 227V228H85ZM110 227V226H109ZM194 229V230H193ZM67 230H68V232H67ZM87 230V231H86ZM97 230H99L98 232H97ZM76 231H79V232H76ZM86 231V232H85ZM75 232V233H74ZM71 233H74L75 235H73V234H71ZM85 233V234H84ZM103 233V234H102ZM115 233V234H114ZM71 234V235H70ZM78 234H79V236H78ZM80 234H81V236H80ZM122 234V235H121ZM170 234H171V236H170ZM93 235V236H92ZM125 235H127L128 236V238L129 237H131V238H133V239H125L124 238V236ZM195 235V236H194ZM208 236V233H205L204 234V236ZM62 236H64V237H62ZM72 236V237H71ZM85 236H87V237H85ZM89 236V237H88ZM103 236V237H102ZM107 236V237H106ZM59 237V238H58ZM78 238V239H76V238ZM102 237V238H101ZM123 237V238H122ZM200 237V241H197L198 239L197 238H199ZM62 240H61V239ZM85 238H86V240H85ZM197 240H196V239ZM74 239V240H73ZM89 241H88V240ZM91 239V240H90ZM201 239L203 240V239H205V240H203V241H201ZM77 240V241H76ZM79 240V241H78ZM81 240V241H80ZM85 240V241H84ZM93 240V241H92ZM107 240V241H106ZM112 240H114V241H112ZM56 241V242H57ZM74 241V242H73ZM109 241V242H108ZM129 241V242H128ZM62 242V243H61ZM88 244H87V243ZM91 242V243H90ZM93 242L95 243V244H93ZM114 242V243H113ZM190 242V243H189ZM74 243H75V245H74ZM81 243V244H80ZM98 243V244H97ZM103 245H102V244ZM106 243H108V244H106ZM110 243V244H109ZM119 243V244H118ZM140 245H139V244ZM65 244V245H64ZM73 244V245H72ZM86 244V245H85ZM91 244V245H90ZM220 244V245H219ZM93 245V246H92ZM98 245H100L101 247H100V249H102V250H100L99 249V246L97 247ZM96 246V247H95ZM104 248H103V247ZM59 247H57V248H59ZM106 247V248H105ZM132 247V248H131ZM175 247V248H174ZM50 248V249H49ZM48 249L49 250H56L57 252H59V250L57 249V248H55L54 246H51V247H49ZM53 248V249H52ZM96 248V249H95ZM110 248H112V249H110ZM223 248L225 249L224 251H223ZM97 249H98V251H97ZM106 249H107V251H106ZM116 249V250H115ZM119 249H120V251H119ZM185 249H187V250H185ZM122 250V251H121ZM196 252H195V251ZM229 252H228V251ZM55 251V252H56ZM106 251V252H105ZM110 251V252H109ZM111 251H113V252H115L114 254H113V252H111ZM182 253H181V252ZM225 251H226V253H225ZM99 254H98V253ZM103 253V255H102V253ZM224 252V253H223ZM94 253V254H93ZM97 253V254H96ZM106 253V254H105ZM112 253V254H111ZM134 253V254H133ZM153 253H154V257H153ZM187 253H189V252H187ZM197 253V254H196ZM11 254V255H10ZM118 254V255H117ZM122 254V255H121ZM128 254V255H127ZM196 254V255H195ZM230 254V255H229ZM100 255H102L103 256V258H101L102 256H100ZM120 255V256H119ZM125 255V256H124ZM228 255H229V257H228ZM124 256V257H123ZM159 256H161L162 258H163V261H162V258H161V261H160V259H159ZM227 256V257H226ZM96 257H98V259L96 258ZM232 257H233V259H232ZM6 260H5V259ZM14 258H15V255L12 253V252H10V251H8V252H6V253H0V264H2L3 262V264H14ZM122 258V259H121ZM103 261H102V260ZM121 259V260H120ZM126 259V260H125ZM128 259V260H127ZM3 260V261H2ZM8 260V261H7ZM10 260L11 261H13V262H10ZM23 260H25V261H23V262H25V264H27L28 263V261L26 262V259H23ZM6 261V262H5ZM154 261V262H153ZM158 261V262H157ZM233 261H235V262H233ZM162 262V263H161ZM164 262V263H163ZM30 264V263H29Z\"/></svg>",
    "mask_w": 264,
    "mask_h": 264
}]
</instances>
